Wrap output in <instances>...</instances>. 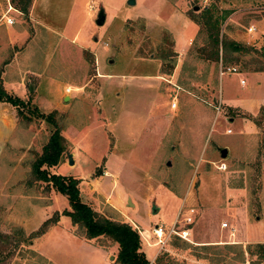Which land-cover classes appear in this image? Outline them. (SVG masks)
<instances>
[{"label":"rangeland","instance_id":"374dc122","mask_svg":"<svg viewBox=\"0 0 264 264\" xmlns=\"http://www.w3.org/2000/svg\"><path fill=\"white\" fill-rule=\"evenodd\" d=\"M20 1L0 0V75L28 71L16 94L30 102L23 116L0 110V264L97 262L68 238L84 233L65 215L69 199L34 173L55 131L38 113H54L66 141L58 166L44 169L78 180L84 202L137 230L148 260L264 264V0H32L27 15ZM212 5L232 13L218 56L199 23ZM189 209L192 243H160L155 227L169 230ZM56 227L51 261L36 249Z\"/></svg>","mask_w":264,"mask_h":264},{"label":"trees","instance_id":"16d2710c","mask_svg":"<svg viewBox=\"0 0 264 264\" xmlns=\"http://www.w3.org/2000/svg\"><path fill=\"white\" fill-rule=\"evenodd\" d=\"M219 1V0H218ZM20 11L27 15L32 4V0H21ZM215 5L204 10L201 14L200 22L203 24L205 31L214 48H217V56L220 53V47L225 46L224 41L220 40V25L231 15V11H224L222 16L217 15ZM228 47L235 52L243 51L242 47L237 43L230 42ZM31 101V100H30ZM0 102H6L18 109L19 116L24 115L30 102H25L22 99L8 94L3 87H0ZM35 112H38L37 110ZM31 117H28L29 120ZM50 124H54V134H52L48 144L44 147L42 155L34 163V173L37 180L52 184L55 189L65 195L71 205V210L65 211V215L69 216L74 225L80 226L84 233L78 231L80 236L88 240H99L106 238L110 245L118 246L117 262L121 264H151L146 254L141 249V236L131 225L123 222H118L107 218L95 211L89 204L81 198L78 187V180L66 179L58 175H51L47 168L58 166L66 151V141L61 134V129L57 126L54 113L50 115L37 114V117ZM44 167H47L44 169ZM51 224V221L46 222L42 226L40 234L45 232V229ZM45 227V228H44ZM44 228V229H43ZM262 245H257L256 248H261ZM160 260L157 259V264Z\"/></svg>","mask_w":264,"mask_h":264},{"label":"crops","instance_id":"0c3cea01","mask_svg":"<svg viewBox=\"0 0 264 264\" xmlns=\"http://www.w3.org/2000/svg\"><path fill=\"white\" fill-rule=\"evenodd\" d=\"M13 25H11V26H13ZM0 46H1V43H0ZM15 61H16V58H14L8 64L4 65V67H3L4 69H2L4 72V75H7L8 69H10L14 66ZM27 72L28 71H26V73ZM26 73L23 74V71H20L18 73V78L16 76L13 77V78H17L16 80H14V82H7L6 80H4V77L2 76L3 74L1 73V75H0V87H4L5 91L10 95L16 96V97L22 99L23 101H26V100L29 101L28 94L24 95L23 92L22 93L20 92L19 94L24 95V98L19 96L18 94H16V91H18L19 89L23 91V89L25 88V90H27L26 89V78H27V76H25ZM70 92H71V90H70ZM243 102H246V100L238 101V105L244 106L243 108H246ZM3 106H9L10 108L11 107L15 108L14 106H12L9 103L0 102V110L2 109ZM1 114H0V117H1ZM1 124L5 127L9 126L6 121H3V123H1ZM5 134L3 135V137H2V135L0 136V141L4 139ZM57 228L58 227H56V229L52 230V232L47 235L46 241L45 242L42 241V243H40V245H38L37 249H36L37 252H40V254L45 255L46 258L50 259L51 261L53 259L51 257V254H49V252L47 250H48L49 246H51V245H53V243H55V239H56L55 236L59 234V232L57 231ZM71 237L74 240V242H76V243L80 242V244L82 246L88 247L93 252V254L97 255L96 264H113V263L115 264V263H117V259H118V246L117 245L112 246L110 244H108V245L103 244V246H101L98 243L91 242L92 240L88 241V240L84 239L83 236L81 237L80 235L76 234L74 228L72 229V232L68 234V238L70 240H71ZM110 258L112 261L111 263L109 262ZM154 259H155V257L152 258L151 260H149L151 262V264H154L153 263Z\"/></svg>","mask_w":264,"mask_h":264},{"label":"built area","instance_id":"2783aa9c","mask_svg":"<svg viewBox=\"0 0 264 264\" xmlns=\"http://www.w3.org/2000/svg\"><path fill=\"white\" fill-rule=\"evenodd\" d=\"M6 22L9 25L14 24V21L12 19H8ZM253 31H254V28H251L250 32H253ZM228 73H238V70L236 68H228ZM225 74H226V72H224V70H223L221 72V75L223 76ZM241 84L245 85L246 83L244 80H242ZM177 107H178V104L176 102H173L171 105V108L177 109ZM227 133L231 134L232 131L228 130ZM196 217H197V214H196L195 209H189V210L185 211L184 213L181 211L179 213V215L177 216V221L173 224V226L169 230L165 231L166 229L164 228L163 225H158L155 227L153 234L155 237H157L159 239L160 243H162L164 240H166V239H163L164 236L165 237L168 236L169 239L172 236H177L184 241L192 243V236H193V228L192 227L196 222ZM178 223L183 224L182 228L176 227V225ZM224 227H228V225L225 224ZM247 264H250V263L248 262Z\"/></svg>","mask_w":264,"mask_h":264},{"label":"water","instance_id":"95a60500","mask_svg":"<svg viewBox=\"0 0 264 264\" xmlns=\"http://www.w3.org/2000/svg\"><path fill=\"white\" fill-rule=\"evenodd\" d=\"M128 4L129 5H136V0H129ZM196 10H198V8H196ZM105 22H106V13L102 10L98 16L97 24L99 26H103L105 24ZM66 99L68 100L69 97H66ZM227 156H228V150L227 149L222 150V157L226 158ZM69 160H70V164L73 165L74 161H73L72 155H69ZM129 202L132 204L131 201H129Z\"/></svg>","mask_w":264,"mask_h":264},{"label":"bare ground","instance_id":"6f19581e","mask_svg":"<svg viewBox=\"0 0 264 264\" xmlns=\"http://www.w3.org/2000/svg\"><path fill=\"white\" fill-rule=\"evenodd\" d=\"M71 89H68V92H70Z\"/></svg>","mask_w":264,"mask_h":264}]
</instances>
